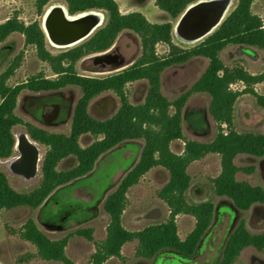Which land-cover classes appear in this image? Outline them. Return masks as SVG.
Listing matches in <instances>:
<instances>
[{
  "label": "trees",
  "instance_id": "16d2710c",
  "mask_svg": "<svg viewBox=\"0 0 264 264\" xmlns=\"http://www.w3.org/2000/svg\"><path fill=\"white\" fill-rule=\"evenodd\" d=\"M53 1L36 0L38 17L43 16L45 8ZM62 1L70 15L92 11L103 13L105 24L88 41L58 55L49 51L41 21L26 25L14 17L0 24V45L13 34L22 35L26 44L36 49L38 59L47 63L56 76L55 79L37 78L12 88L6 83L19 68L20 64L14 62L0 77V160L13 157L16 145L13 130L17 126H24L32 141L47 148L41 165L40 186L30 194L16 193L5 174L0 172V213L20 207L39 208L57 188L89 175L96 162L106 153L124 142L143 140L145 147L139 163L104 204L110 223L107 237L97 246L92 262L104 264L111 258H121L123 247L134 241L139 243L136 256L145 260H152L163 251L192 258L215 217L212 203L191 205L186 200L191 185L187 170L193 162L209 154L221 157V173L212 181L214 192L216 196L231 201L235 210L247 212L255 205L264 204V190L261 187L237 180L239 172L251 170L240 169L235 164L239 155L264 158V134H239L234 130V109L241 96H254L257 105L264 110V94L260 95L254 90V86L264 83V72L253 76L243 68L229 69L220 58V54L231 45L264 51V23L252 13L256 0H238L214 33L199 46L188 50L174 44V25L171 22L153 25L140 13L123 15L115 0ZM200 1L203 0H156V5L172 20L178 21L188 7ZM124 31H131L141 39L142 55L134 65L106 78L84 77L76 73V65L81 60L109 51ZM159 44L169 48L167 57L157 56L156 47ZM195 58L208 60L207 69L187 93L174 102L168 101L160 91L162 74ZM144 80L150 84L145 103L131 105L126 96V86ZM239 83L244 84L245 89L233 91L231 87ZM69 86L79 88L82 93L74 110L69 136L49 133L25 123L15 115L18 98L24 91L56 92ZM109 92L119 98V110L106 121L94 119L89 113L91 102ZM195 94L210 97L209 113L217 124L218 133L211 144L189 142L184 153L176 155L170 147L174 141L183 139V110ZM171 108L174 109L173 113L170 112ZM84 135H91L96 141L82 148L79 140ZM69 157H74L77 165L66 172H59L58 165ZM156 167H162L169 173V182L160 193L170 210L169 220L140 232H130L122 224L127 194ZM180 215L192 216L196 220L194 230L183 241L178 236L176 224V218ZM76 235L93 240L91 230L78 231ZM22 237L36 247L43 260L74 264L65 254L70 237L51 241L31 221L26 224ZM247 248L263 251L264 233L251 234L242 221L229 236L219 264H233Z\"/></svg>",
  "mask_w": 264,
  "mask_h": 264
},
{
  "label": "rangeland",
  "instance_id": "374dc122",
  "mask_svg": "<svg viewBox=\"0 0 264 264\" xmlns=\"http://www.w3.org/2000/svg\"><path fill=\"white\" fill-rule=\"evenodd\" d=\"M123 15L140 13L153 25L171 22L174 25L173 42L181 49L188 50L202 44L210 35L199 42L186 40L177 30L170 16L161 11L156 0H115ZM238 0L228 14L235 8ZM51 3H62L55 0ZM50 3V4H51ZM45 8L47 29L49 21L56 25L52 6ZM65 5V4H64ZM252 13L264 23V0H256ZM51 14V15H50ZM60 14V13H59ZM17 17L29 25L42 21L36 10V0L0 1V24ZM68 22L63 20L64 27ZM105 24V20L102 28ZM63 27V25H62ZM99 28V29H100ZM218 28V27H217ZM46 34L48 49L58 55L70 49H59L49 30ZM72 49V48H71ZM159 58L169 54L164 44L156 47ZM142 55V43L138 35L124 31L116 40L110 52L104 55L106 61L97 63L103 55H93L81 60L76 65V73L84 77L106 78L116 75L134 65ZM220 58L229 69L243 68L250 75L257 76L264 72V51L248 46H228ZM19 68L7 81L9 87L30 82L37 78L55 79L47 63L40 61L36 49L28 46L20 34H13L0 45V77L14 63ZM208 60L195 58L188 63L174 66L161 76V94L174 102L187 93L208 67ZM150 84L138 81L126 86V96L131 105H143L146 101ZM233 91H243L244 84H235ZM256 93L264 94V83L254 86ZM79 88L69 86L56 92L24 91L18 98L15 115L34 127L52 134L69 136L75 107L81 98ZM1 103V97H0ZM210 97L207 94H195L188 100L182 115L183 139L171 144V151L182 155L189 142L211 144L218 133L217 124L209 113ZM120 108L119 98L112 92L94 99L89 107L90 115L97 120L106 121L113 117ZM171 108L170 112L173 113ZM234 130L239 134H264V110L257 105L256 98L250 94L241 96L234 109ZM25 133L24 126L13 130L16 140L14 155L9 160H0V172L5 174L10 187L18 194H30L41 183V165L47 148L38 144L39 162L35 175L26 179L23 174L12 170L9 163L20 157L17 150V136ZM30 138V137H29ZM96 139L91 135L80 138L82 148L91 146ZM145 142L128 141L120 144L103 155L95 164L93 171L86 177L57 188L52 195L37 209L20 207L3 210L0 213V264H62L43 260L34 245L25 241L22 234L26 224L31 221L51 241L69 238L65 250L67 258L74 264H93L92 257L97 246L107 237L110 218L104 210L107 198L119 187L124 177L139 163ZM235 164L241 171L237 174L239 182H246L264 190V158L239 155ZM77 165L74 157L63 160L57 170L66 172ZM191 185L186 193V200L191 205L212 203L215 207L213 225L203 238L197 253L192 258L180 256L175 252L163 251L152 260L136 256L138 241L127 243L122 249L121 258H111L104 264H219L226 242L231 233L244 221L247 230L253 235L264 233V204L255 205L247 212L235 210L231 201L216 196L212 181L221 173V157L209 154L202 160L193 162L187 170ZM169 182V173L162 167H156L147 173L127 194V205L122 216L124 228L130 232H140L150 226L165 224L170 217V210L161 199L160 193ZM178 236L183 241L194 230L196 220L192 216L180 215L176 218ZM92 231V241L76 235L78 231ZM233 264H264V250L245 249Z\"/></svg>",
  "mask_w": 264,
  "mask_h": 264
},
{
  "label": "bare ground",
  "instance_id": "6f19581e",
  "mask_svg": "<svg viewBox=\"0 0 264 264\" xmlns=\"http://www.w3.org/2000/svg\"><path fill=\"white\" fill-rule=\"evenodd\" d=\"M232 5L233 0L202 1L196 6H193L190 9L189 14L177 22L176 30L186 40L191 42H199L217 29L219 25L218 23L228 15V12L231 9ZM208 6L214 7L215 12L210 13V15L206 14L203 9ZM196 12L197 14H195ZM50 13L54 15L55 21L57 16H62L63 20H66V22H68V25L63 28L64 34H67V36L69 35L70 37H77L79 35H83V38L81 37V39L76 43L67 47H61V49H71L86 42L103 25L105 20L104 14H101L96 11L70 17L66 7H63L62 14L55 12V10ZM47 17V14L44 15L42 23V29L45 34H48ZM56 25L58 26L57 21ZM189 25L194 29L191 30L190 33L187 31V26ZM25 146L31 148L35 152V158L29 168H24V159L21 147ZM17 150L20 152V157L14 159L12 162L9 163L10 168L12 170L22 173L26 179H29L36 172V167L34 163L37 158L36 144L32 140H30V138L25 133H22V137L17 138ZM28 150L29 149L27 148V151Z\"/></svg>",
  "mask_w": 264,
  "mask_h": 264
},
{
  "label": "water",
  "instance_id": "95a60500",
  "mask_svg": "<svg viewBox=\"0 0 264 264\" xmlns=\"http://www.w3.org/2000/svg\"><path fill=\"white\" fill-rule=\"evenodd\" d=\"M203 1H211V0H203ZM200 2H202V1H200ZM200 2H198V3H200ZM198 3L193 4L190 7H188V9L182 14V16L180 17L179 20H181L182 18H184L186 15H188L189 12H190V9L193 6H196ZM203 11L206 12V14H208V15H210V13H214L215 12L214 7H212V6L206 7L205 9H203ZM92 12H95V11H92ZM84 13H89V12H84ZM99 13H101V12H99ZM68 14H69V12H68ZM80 14H83V13H80ZM101 14H103V13H101ZM195 14H197V12ZM44 15H45V12H44L42 18L44 17ZM77 15H79V14H77ZM69 16L70 17H74L76 15H70L69 14ZM223 20L218 23L219 24L218 27L222 24ZM56 21H57L58 26L57 25H55V26L53 25V20L49 21V23H48V30H49L50 35L53 38L54 43L57 46L67 47V46H70V45L76 43L77 41H79L81 39V37L83 38V35H79L77 37H70L69 35L67 36V34H64V32H63L64 24H63V17L62 16H57ZM62 25H63V27H62ZM189 26H187V28H188L187 31L190 33L191 30H194V29L191 26L190 27ZM189 28H190V30H189ZM110 50L107 51V52H105V53H102V54H97V55H103L102 57H99V58L96 59L97 63L105 62L106 61V58H104V55L106 53L110 52ZM106 63L110 64L109 61H106ZM38 162H39V151L37 149V158H36V160L34 162L35 163V167H36V172H37ZM35 173H34V175H35Z\"/></svg>",
  "mask_w": 264,
  "mask_h": 264
},
{
  "label": "flooded vegetation",
  "instance_id": "af4514ba",
  "mask_svg": "<svg viewBox=\"0 0 264 264\" xmlns=\"http://www.w3.org/2000/svg\"><path fill=\"white\" fill-rule=\"evenodd\" d=\"M50 5L52 6V10L54 8L55 12H58V13L62 14V12H63V4L62 3H51ZM54 6L57 7V8H55ZM42 23H43V18H42V21H41V27H42ZM55 47L61 49V46H55ZM21 137H22V133L18 134L17 138H21ZM27 148L29 149L28 151H27ZM21 149H22L21 151L23 153V159H24V168H29L31 166L34 158H35V152H34V150H32L31 148L26 147V146L25 147H21Z\"/></svg>",
  "mask_w": 264,
  "mask_h": 264
},
{
  "label": "crops",
  "instance_id": "0c3cea01",
  "mask_svg": "<svg viewBox=\"0 0 264 264\" xmlns=\"http://www.w3.org/2000/svg\"><path fill=\"white\" fill-rule=\"evenodd\" d=\"M63 7H66L64 4H63ZM67 8V7H66Z\"/></svg>",
  "mask_w": 264,
  "mask_h": 264
}]
</instances>
